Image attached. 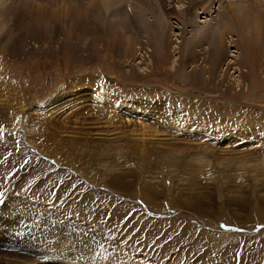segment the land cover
Masks as SVG:
<instances>
[{"label": "rangeland", "instance_id": "rangeland-1", "mask_svg": "<svg viewBox=\"0 0 264 264\" xmlns=\"http://www.w3.org/2000/svg\"><path fill=\"white\" fill-rule=\"evenodd\" d=\"M10 195L82 259L264 264V2L0 0Z\"/></svg>", "mask_w": 264, "mask_h": 264}, {"label": "bare ground", "instance_id": "bare-ground-1", "mask_svg": "<svg viewBox=\"0 0 264 264\" xmlns=\"http://www.w3.org/2000/svg\"><path fill=\"white\" fill-rule=\"evenodd\" d=\"M258 1L264 2V0H258ZM224 25L226 27H228L227 26L228 24L224 23ZM229 27H230V25H229ZM95 99L99 100V98H97V97H95ZM100 102L104 103L105 100H103L100 97ZM105 105L110 106L107 103ZM135 116H137V114ZM145 120L146 119L144 118V120L142 122V125H141V133H140V135L148 134L150 136H160V135H157L158 133H160V130L158 128H153L155 126H153L152 124L146 123ZM177 123H179V125L177 126L179 128H182L180 125L186 126V124L183 123L182 119H180V118H179V120L177 119ZM165 125H167V124H165ZM234 127H235V125H234ZM234 127L232 126V128H234ZM180 131H181V129H180ZM132 132H134V131H132ZM99 134H100V131H99ZM105 134H106V132H105ZM162 134H164V133H162ZM213 134H215V133H213ZM194 135H195V137L193 139L199 138L197 133L196 134L193 133L192 136H194ZM211 135L212 134H209L210 138L213 136V135L212 136ZM205 136L208 137L207 135H205ZM151 140L152 139H150V141ZM166 140L167 139L158 140V141H166ZM205 140H206V138H205ZM225 140H230V139H228V135L227 134L225 136ZM142 145H140V147ZM146 149H148V146L146 147ZM21 205H22V202H20V198L10 195V196H7V200L5 201V204L0 207V264H50L49 263L50 261H51L52 264H101L100 262H102V261H100V260H102L103 258L100 259L101 256H100V254L98 253V250H97L98 246L95 247V249L93 247L91 248L93 250L89 251L91 256H90V258H88V260H86L85 258L82 259L85 256H83V257L80 256L79 253L81 252V249L80 248L71 247V244L73 245V243H74V240H73L72 237H69V236L65 235L61 239V242L58 240V236L55 235V231H54L55 230L54 229L55 224H53V223L56 222L54 218H52V220L54 221L52 223L53 228L49 230V234L50 235H45L48 232L47 229H49V227L47 225H42L43 223L38 225L36 223L38 220L37 221L35 220L37 218H40V219L43 220L44 219L43 215L40 214L39 212H38L39 214H37V213H35L36 211H34V213L36 214L35 219L34 220L28 219V218H26L24 216V213H21V210H22V206ZM202 206H205V205H202ZM53 217H54V215H53ZM20 218L22 220V222L20 223V225L22 224V226H21L22 230L19 227H18L19 229H17V226H16L17 222H19L18 219H20ZM50 219H51V217H50ZM18 226H19V224H18ZM66 244L70 245L71 250L70 249L68 250L67 248L59 249V247H62L64 245H66ZM81 244L82 243H80V245ZM67 247L69 248V246H67ZM73 253L74 254L78 253L80 257L77 256V254H75L73 256ZM107 254H109V253H107ZM109 255H111V254H109ZM104 257L107 258L106 256H104Z\"/></svg>", "mask_w": 264, "mask_h": 264}, {"label": "snow or ice", "instance_id": "snow-or-ice-1", "mask_svg": "<svg viewBox=\"0 0 264 264\" xmlns=\"http://www.w3.org/2000/svg\"><path fill=\"white\" fill-rule=\"evenodd\" d=\"M221 227H226V226L222 225ZM262 227H264V226H262Z\"/></svg>", "mask_w": 264, "mask_h": 264}]
</instances>
